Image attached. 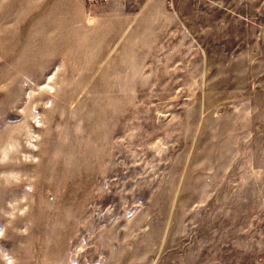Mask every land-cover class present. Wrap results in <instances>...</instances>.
Listing matches in <instances>:
<instances>
[{
    "label": "rangeland",
    "instance_id": "374dc122",
    "mask_svg": "<svg viewBox=\"0 0 264 264\" xmlns=\"http://www.w3.org/2000/svg\"><path fill=\"white\" fill-rule=\"evenodd\" d=\"M0 264H264V0H0Z\"/></svg>",
    "mask_w": 264,
    "mask_h": 264
},
{
    "label": "built area",
    "instance_id": "2783aa9c",
    "mask_svg": "<svg viewBox=\"0 0 264 264\" xmlns=\"http://www.w3.org/2000/svg\"><path fill=\"white\" fill-rule=\"evenodd\" d=\"M88 1H91V2H103V1H106V0H88Z\"/></svg>",
    "mask_w": 264,
    "mask_h": 264
}]
</instances>
